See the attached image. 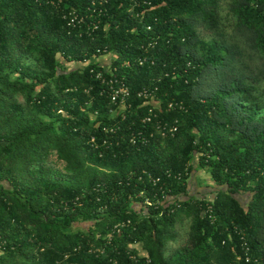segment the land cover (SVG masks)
<instances>
[{
    "label": "trees",
    "instance_id": "16d2710c",
    "mask_svg": "<svg viewBox=\"0 0 264 264\" xmlns=\"http://www.w3.org/2000/svg\"><path fill=\"white\" fill-rule=\"evenodd\" d=\"M91 1L0 0V264H264V0H95L88 35L67 23ZM154 86L179 129L133 145Z\"/></svg>",
    "mask_w": 264,
    "mask_h": 264
},
{
    "label": "built area",
    "instance_id": "2783aa9c",
    "mask_svg": "<svg viewBox=\"0 0 264 264\" xmlns=\"http://www.w3.org/2000/svg\"><path fill=\"white\" fill-rule=\"evenodd\" d=\"M107 0H101L99 4L106 3ZM130 3V6H128V12L131 16H139L142 14H145L147 7H145V4H149V1L147 0H128ZM96 1L92 0L91 3L87 6L84 13L73 11L69 14L68 19V26L75 27L80 32H85V34H91L95 31H97L100 26L101 22L99 19L95 17V11H96ZM137 8V11H136ZM103 12L102 9H99L97 11L98 14ZM149 29V27H147ZM156 45V40H147L141 47L144 49L145 53H148L150 49H153ZM113 56L115 54H112L111 52L104 51L99 56H94L93 59L97 61H101L105 65L107 64L106 69H109L112 67V62L114 61ZM148 59L147 55H144L142 59L138 61L139 64H143ZM153 63V62H151ZM122 66H128L129 61H124ZM104 69V70H106ZM95 77L98 80H101L102 83L107 84L108 88L110 89V102L113 107L110 108V113H117L121 114V118H125L124 111L128 106L131 104L127 102V99L130 95L129 89L126 85L123 83L117 81L116 79L111 77H104L102 72H96ZM158 87H143L141 88L137 95L138 97H141L143 101V105H148L146 113L139 119L141 125L137 129H135L129 136L128 140L133 145H144L149 142L150 137L153 138L154 136L158 135L162 139L171 138L175 136L176 132L179 129V123L177 119L174 120H168L166 118H163L160 116L161 113V107H160V101L156 99V93H157ZM166 111L170 112L174 109L181 110L183 108V105H181L180 102L175 100H170L165 105ZM124 110V111H119ZM134 122H132L133 124ZM150 124V125H149ZM147 126H150L152 129H149ZM118 129V125H114L112 127L105 126L103 130L105 132H115ZM90 141L95 144V138L92 136ZM105 143V140L103 141ZM158 181V178H153L152 183H155ZM147 204L151 205L150 199L146 197ZM208 211V210H205ZM129 220H123L119 224L114 225L115 228H122L124 225L128 224ZM242 239L241 247L245 249V261H249V257L247 255L248 252V246H246V243L244 241L243 236L240 237Z\"/></svg>",
    "mask_w": 264,
    "mask_h": 264
},
{
    "label": "rangeland",
    "instance_id": "374dc122",
    "mask_svg": "<svg viewBox=\"0 0 264 264\" xmlns=\"http://www.w3.org/2000/svg\"><path fill=\"white\" fill-rule=\"evenodd\" d=\"M67 67H68V68L72 67V64H68ZM195 158H196V157H195ZM195 160H196V159H194V161H195ZM195 162H196V161H195ZM194 164H195V163H194ZM57 166H60V165L57 164ZM194 178H195V179H194V183H196V185L200 184V186H202V185L208 183V182H207V181H208V179H207V178H208V175H207L206 172L203 171V169L198 170V171L196 172ZM239 198L241 199V201H243V203H245V202L247 201V199H248V195H247V196L243 195V196H240ZM84 226H86V225H84ZM186 228H187V222H184L182 225H180V226L178 227V231H179V239H180V236H181V235H184V230H186ZM182 237H183V236H182ZM178 242H179V240H178ZM178 242H175V243H172V244L175 246V245H177Z\"/></svg>",
    "mask_w": 264,
    "mask_h": 264
}]
</instances>
